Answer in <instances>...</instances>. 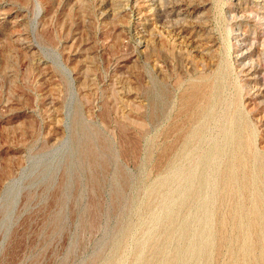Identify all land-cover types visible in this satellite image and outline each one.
Instances as JSON below:
<instances>
[{
    "label": "rangeland",
    "instance_id": "1",
    "mask_svg": "<svg viewBox=\"0 0 264 264\" xmlns=\"http://www.w3.org/2000/svg\"><path fill=\"white\" fill-rule=\"evenodd\" d=\"M209 80L216 117L179 159L183 94ZM236 100L264 152V0H0V264H143L156 244L163 263L197 214L180 187L222 145ZM203 212L196 240L216 232ZM229 263L226 248L210 261Z\"/></svg>",
    "mask_w": 264,
    "mask_h": 264
},
{
    "label": "bare ground",
    "instance_id": "2",
    "mask_svg": "<svg viewBox=\"0 0 264 264\" xmlns=\"http://www.w3.org/2000/svg\"><path fill=\"white\" fill-rule=\"evenodd\" d=\"M250 68L251 71L259 70L254 65ZM222 74L223 79H226L228 71L224 69ZM221 92L219 83L209 80L207 85L204 81L198 84L192 82L183 94V100L190 103L191 111L183 137V150L178 153L179 159L186 157L184 153L187 149H192L194 153L199 148L210 121L216 117L217 105L222 99ZM223 118L225 131L222 145L220 139L206 150L199 162L197 159L198 174L192 177L195 184L180 187L181 208L191 215L190 209L195 207V219L193 217L194 220L187 219L184 222L182 239L170 257L161 263L166 247L152 245L151 256L144 259L143 264H210L223 248L228 250L229 264H264V152L255 149L256 130L240 102L233 101ZM219 151L225 157V163L216 186L214 183V196L210 198L207 172L213 167ZM173 171L178 179L185 177L182 168ZM203 211H208L205 226L216 224V232L204 233L202 238L196 240L190 223L199 221ZM175 216V213H169L165 222L166 243L176 232ZM194 251L193 259L187 262V256Z\"/></svg>",
    "mask_w": 264,
    "mask_h": 264
}]
</instances>
